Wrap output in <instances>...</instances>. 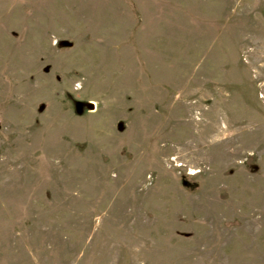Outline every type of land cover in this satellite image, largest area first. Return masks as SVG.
Returning a JSON list of instances; mask_svg holds the SVG:
<instances>
[{"label":"rangeland","instance_id":"obj_1","mask_svg":"<svg viewBox=\"0 0 264 264\" xmlns=\"http://www.w3.org/2000/svg\"><path fill=\"white\" fill-rule=\"evenodd\" d=\"M0 264H264V0H0Z\"/></svg>","mask_w":264,"mask_h":264},{"label":"water","instance_id":"obj_2","mask_svg":"<svg viewBox=\"0 0 264 264\" xmlns=\"http://www.w3.org/2000/svg\"><path fill=\"white\" fill-rule=\"evenodd\" d=\"M90 107H91V104H90Z\"/></svg>","mask_w":264,"mask_h":264}]
</instances>
